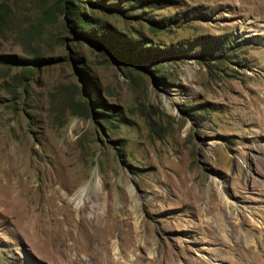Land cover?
Returning <instances> with one entry per match:
<instances>
[{"label":"rangeland","instance_id":"rangeland-1","mask_svg":"<svg viewBox=\"0 0 264 264\" xmlns=\"http://www.w3.org/2000/svg\"><path fill=\"white\" fill-rule=\"evenodd\" d=\"M1 149L0 264H264V0H0Z\"/></svg>","mask_w":264,"mask_h":264},{"label":"bare ground","instance_id":"bare-ground-1","mask_svg":"<svg viewBox=\"0 0 264 264\" xmlns=\"http://www.w3.org/2000/svg\"><path fill=\"white\" fill-rule=\"evenodd\" d=\"M15 148V147H14ZM13 151V157L11 158L10 160V156L11 155H7L6 153L4 154V152L2 151V149L0 150V196L2 197L1 199L4 200L5 202L7 203H11L12 204V208H15L16 210H19L18 207H19V202L16 200V198L12 195V191H13V187H14V184L13 182H8L6 183L7 181V178L13 180L15 179L16 177H20L18 174H20V172H18V169L19 167H21L22 163L20 161H22V159L20 158V152H18L17 150H12ZM22 156V155H21ZM23 162V161H22ZM27 167V165H26ZM23 168H21L22 170ZM26 168H24L25 170ZM28 169V168H27ZM26 169V170H27ZM20 170V171H21ZM76 171V170H75ZM23 172V171H22ZM26 172V171H25ZM27 173V172H26ZM25 173V174H26ZM83 173V172H82ZM24 174V175H25ZM77 174V172H76ZM21 175V174H20ZM60 175V174H59ZM66 175V174H65ZM64 175V176H65ZM28 176V175H27ZM67 176V175H66ZM71 176H73V174L71 173ZM70 176V180L71 177ZM84 176L85 175H81V176H75L77 178H75V183L73 185L72 188L70 187H67L68 189H65L66 191L63 190V195L65 197L68 196L70 194L71 196V200L75 203L76 205V208L80 206V203H81V200H82V197H83V194L86 190L87 187H92V188H97L98 187V174H97V171H95L92 175V177L89 179V180H85L84 179ZM3 177H5L4 179V182L1 181V178L3 179ZM61 177V176H60ZM26 178V177H25ZM19 180V179H18ZM74 180V179H73ZM72 180V182H73ZM21 183H22V180H20ZM27 181V179H26ZM25 182V181H23ZM59 182V181H58ZM30 183V182H29ZM213 183H216V180H213ZM26 184V183H24ZM72 185V184H71ZM217 187L218 184L216 183ZM17 186V185H15ZM27 187V186H26ZM58 188L56 187V189H54V192H53V195L57 196L59 195V191L57 190ZM19 190V189H18ZM23 190V189H22ZM26 190V189H25ZM29 190V189H28ZM17 191V189H16ZM20 191V190H19ZM87 191V190H86ZM15 193V192H14ZM26 193V192H25ZM24 193V194H25ZM16 194V193H15ZM19 194V193H18ZM23 194V193H22ZM30 194V193H29ZM221 194V199L224 203L225 206L228 207V210H230L229 212L231 213V215H234V216H237L239 218H246V217H252L253 218V214L251 212H245V210L242 208V207H239V205L234 202V201H231L227 198V196L223 193V192H220ZM27 196V195H26ZM33 196V195H32ZM27 198V197H25ZM24 199V198H23ZM194 199L196 200V196H194ZM193 199V200H194ZM21 200V199H20ZM27 203V201H26ZM31 203V202H30ZM25 206V205H24ZM26 207V206H25ZM28 207V206H27ZM34 208V207H33ZM22 210V209H21ZM29 210V209H28ZM24 211V210H23ZM23 214V213H22ZM67 214V213H66ZM65 217V216H64ZM242 219V221H243ZM255 221V219H254ZM256 222V221H255ZM80 226L79 228L75 227L74 230H73V235L74 236H77L78 240L80 241H83L85 243L87 242H90V239L91 240H95L96 238V233L97 231L94 230L93 226H91L89 223H86V222H83L81 225H78ZM74 227V226H73ZM72 228V227H71ZM69 231V230H68ZM244 231V234L245 236L247 237L248 239V242L249 243H254L256 240L253 238L251 232L249 230H243ZM70 232V231H69ZM225 232V231H224ZM227 234V231L225 232V235ZM67 236V235H66ZM69 236H71L69 234ZM227 236V235H226ZM62 237H63V234H62ZM75 242V241H74ZM247 242V243H248ZM248 243V244H249ZM118 248V247H117ZM116 247H113V251H114V254H115V257L116 259H118V261L120 262V256H119V253H118V250H117ZM259 261V260H258ZM255 264H263V263H255Z\"/></svg>","mask_w":264,"mask_h":264}]
</instances>
